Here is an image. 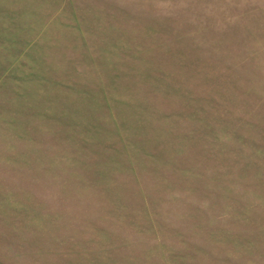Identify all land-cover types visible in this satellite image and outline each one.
Returning <instances> with one entry per match:
<instances>
[{"label":"rangeland","instance_id":"obj_1","mask_svg":"<svg viewBox=\"0 0 264 264\" xmlns=\"http://www.w3.org/2000/svg\"><path fill=\"white\" fill-rule=\"evenodd\" d=\"M0 264H264V0H0Z\"/></svg>","mask_w":264,"mask_h":264}]
</instances>
